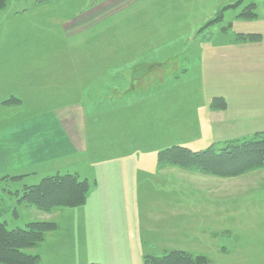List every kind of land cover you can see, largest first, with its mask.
Instances as JSON below:
<instances>
[{
	"label": "rangeland",
	"instance_id": "1",
	"mask_svg": "<svg viewBox=\"0 0 264 264\" xmlns=\"http://www.w3.org/2000/svg\"><path fill=\"white\" fill-rule=\"evenodd\" d=\"M68 108L85 155L57 168L88 180L85 202L46 214L0 179L8 230L56 224L27 252L40 264H264V168L218 178L158 159L264 135V0H5L0 126Z\"/></svg>",
	"mask_w": 264,
	"mask_h": 264
},
{
	"label": "trees",
	"instance_id": "2",
	"mask_svg": "<svg viewBox=\"0 0 264 264\" xmlns=\"http://www.w3.org/2000/svg\"><path fill=\"white\" fill-rule=\"evenodd\" d=\"M5 0H0V8ZM159 160L218 178H236L264 168V135L247 143H231L223 150L192 153L174 146L159 154ZM18 202L51 214L56 209H71L85 202L87 181L74 175L46 177L35 186H25ZM56 230L53 222H30L22 229L8 230L0 222V264H36L40 256L27 253L37 249L46 236ZM144 264H193L182 254L169 253L161 258L146 257ZM197 264H204L201 259Z\"/></svg>",
	"mask_w": 264,
	"mask_h": 264
},
{
	"label": "crops",
	"instance_id": "3",
	"mask_svg": "<svg viewBox=\"0 0 264 264\" xmlns=\"http://www.w3.org/2000/svg\"><path fill=\"white\" fill-rule=\"evenodd\" d=\"M109 97L103 93L102 101ZM128 97L132 103L134 98H137L134 93H130ZM80 114L83 113L78 108L47 110L0 126V179L5 176L17 178L15 181L22 189L27 186L23 184L29 181L33 182H30L29 186H35L46 177L69 174L60 173L57 163H70L73 158L82 160V154L85 155L83 143L86 133L82 123L83 117L79 119ZM104 114L102 112L99 115L100 119ZM35 167L48 168L50 175L41 179V175H36V172L31 170ZM69 175L87 181L90 188L86 178H80L77 173ZM34 176L38 179L36 183L32 178ZM41 262L39 258L36 264Z\"/></svg>",
	"mask_w": 264,
	"mask_h": 264
}]
</instances>
